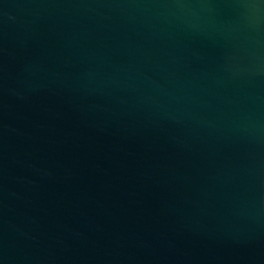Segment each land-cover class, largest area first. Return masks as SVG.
Listing matches in <instances>:
<instances>
[{"label": "water", "instance_id": "obj_1", "mask_svg": "<svg viewBox=\"0 0 264 264\" xmlns=\"http://www.w3.org/2000/svg\"><path fill=\"white\" fill-rule=\"evenodd\" d=\"M0 264H264V0H0Z\"/></svg>", "mask_w": 264, "mask_h": 264}]
</instances>
